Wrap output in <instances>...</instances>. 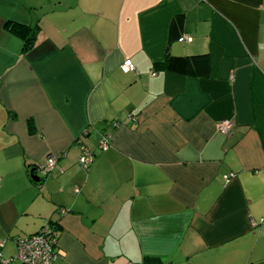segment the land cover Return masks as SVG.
<instances>
[{
  "label": "crops",
  "instance_id": "crops-1",
  "mask_svg": "<svg viewBox=\"0 0 264 264\" xmlns=\"http://www.w3.org/2000/svg\"><path fill=\"white\" fill-rule=\"evenodd\" d=\"M49 222L53 264H264V0H0V260Z\"/></svg>",
  "mask_w": 264,
  "mask_h": 264
},
{
  "label": "built area",
  "instance_id": "built-area-1",
  "mask_svg": "<svg viewBox=\"0 0 264 264\" xmlns=\"http://www.w3.org/2000/svg\"><path fill=\"white\" fill-rule=\"evenodd\" d=\"M187 36H183L179 41H188ZM122 72L128 73L135 71V66L131 60L126 59L120 66ZM132 120V116L129 118ZM134 120V119H133ZM232 127L230 120H223L216 124V131L220 134L227 135ZM110 135L102 134L101 139L94 152H88L85 148H81L77 158V163L81 168L87 169L92 162V154L99 153L108 149L110 145ZM56 160L53 157H47L44 164L40 168L45 174L52 172L55 169ZM233 174L223 176V180L228 182ZM77 193L78 189H74ZM63 212V211H62ZM56 231L50 224L44 225L37 233L16 240V251L12 258L8 260H0L3 264H53L57 258V239Z\"/></svg>",
  "mask_w": 264,
  "mask_h": 264
},
{
  "label": "trees",
  "instance_id": "trees-1",
  "mask_svg": "<svg viewBox=\"0 0 264 264\" xmlns=\"http://www.w3.org/2000/svg\"><path fill=\"white\" fill-rule=\"evenodd\" d=\"M4 27H5V30H7L9 33L16 35L17 37H19L22 40V42H23L22 51L23 52H27L31 49V47L33 46V44L36 40V35H37V30H38L37 26L36 27H29V26H25V25H22V24H19L16 22L8 21L4 24ZM172 60H175V58L169 56V57H167V59L164 62L158 63V65L162 66L163 68L170 67ZM176 60H177V58H176ZM29 128H31V131H32L31 124H29ZM95 150H96V148H95ZM97 154L98 153H93L92 157L94 158V156ZM47 224H50L51 226H53L55 228V231H57V227L55 226L56 225L55 223L49 222ZM143 264H163V263L159 259H156V258H151V259L145 258L143 260Z\"/></svg>",
  "mask_w": 264,
  "mask_h": 264
},
{
  "label": "water",
  "instance_id": "water-1",
  "mask_svg": "<svg viewBox=\"0 0 264 264\" xmlns=\"http://www.w3.org/2000/svg\"><path fill=\"white\" fill-rule=\"evenodd\" d=\"M35 181H37V178H34Z\"/></svg>",
  "mask_w": 264,
  "mask_h": 264
}]
</instances>
